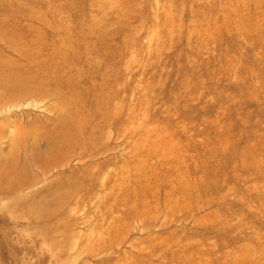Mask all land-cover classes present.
<instances>
[{"label":"rangeland","instance_id":"obj_1","mask_svg":"<svg viewBox=\"0 0 264 264\" xmlns=\"http://www.w3.org/2000/svg\"><path fill=\"white\" fill-rule=\"evenodd\" d=\"M0 90V264H264V0H0Z\"/></svg>","mask_w":264,"mask_h":264},{"label":"bare ground","instance_id":"obj_2","mask_svg":"<svg viewBox=\"0 0 264 264\" xmlns=\"http://www.w3.org/2000/svg\"><path fill=\"white\" fill-rule=\"evenodd\" d=\"M51 57H52V55H51ZM53 59V58H52ZM47 62V61H46ZM22 81V80H21ZM34 83V82H33ZM1 91V90H0ZM8 101V100H7ZM22 101V100H21ZM60 120H62L63 118H62V115L60 114ZM62 122H63V120H62ZM61 121H60V123H62ZM66 123V122H65ZM65 123H62V126H64L65 125ZM127 131V130H126ZM18 141V140H17ZM62 140H60V139H56V138H51V139H49L48 140V142H46L45 143V145H44V148H43V155H44V157H49L50 158V155H52V156H54L55 154H58L60 151L62 152V151H65V149L64 148H66V147H64L63 146V144H62V142H61ZM75 147V146H74ZM74 147H70V148H66V149H68L69 150V152H71V151H74L73 149H74ZM34 150H35V153L37 154L36 155V159H35V157L33 156V163L35 164V166H38V169H40L41 170V162H40V152H39V147H38V141H36L35 143H34ZM80 152V156H82V155H84L85 153H83V151L81 150V149H79L77 152H76V150H75V153L74 154H76V153H79ZM38 154H40V155H38ZM74 154H67V158L66 159H71L72 157H73V155ZM72 156V157H71ZM75 156V155H74ZM63 160H64V158H63ZM59 163H60V160L58 161V160H56L55 161V163H54V165H56V166H59ZM21 171L18 173V175L20 176V177H18V179L20 178L21 179V176H22V174L23 173H26V171H28V168H27V166L26 165H23V166H21V169H20ZM21 173V174H20ZM19 182H21L22 183V181L21 180H19ZM23 185V184H22Z\"/></svg>","mask_w":264,"mask_h":264}]
</instances>
